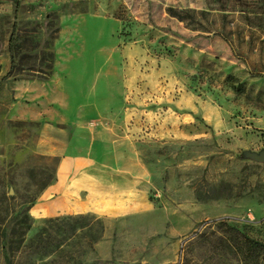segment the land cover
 I'll use <instances>...</instances> for the list:
<instances>
[{"label":"rangeland","instance_id":"374dc122","mask_svg":"<svg viewBox=\"0 0 264 264\" xmlns=\"http://www.w3.org/2000/svg\"><path fill=\"white\" fill-rule=\"evenodd\" d=\"M219 7L0 0V212L25 210L0 264H264V18ZM42 123L79 160L63 204L91 209L39 210Z\"/></svg>","mask_w":264,"mask_h":264},{"label":"crops","instance_id":"0c3cea01","mask_svg":"<svg viewBox=\"0 0 264 264\" xmlns=\"http://www.w3.org/2000/svg\"><path fill=\"white\" fill-rule=\"evenodd\" d=\"M69 143L70 136L67 130L49 123L41 124L38 148L41 151L43 150L45 154L59 157L57 168L59 172H57L56 180L54 183L47 186L42 192L41 197L50 200L38 204L39 210L41 211L58 212V209H60L65 212H82L91 209L80 202L74 205L63 204L67 202L68 198L65 192V178L62 172H60V168L73 170L79 163L77 158L65 156ZM66 208H68V210Z\"/></svg>","mask_w":264,"mask_h":264},{"label":"trees","instance_id":"16d2710c","mask_svg":"<svg viewBox=\"0 0 264 264\" xmlns=\"http://www.w3.org/2000/svg\"><path fill=\"white\" fill-rule=\"evenodd\" d=\"M220 7L219 10L225 11L228 10H237L244 15L245 19L248 21H251L254 18H264V0H219ZM168 12L171 16L176 17L180 21L186 20L187 14H191L193 11L190 10H175V9H168ZM201 14H204L203 12ZM226 17L227 15H223V17ZM258 27V26H257ZM13 33H11L10 38H12ZM9 44V51H11V67L7 74L0 80L3 81L8 76H10V73L12 72L13 68L16 64V58L14 51H12V48ZM4 213L1 214L0 212V243H1V249L6 251L4 254V261L5 263L9 261V254H8V248L7 243H13L15 244L16 249L20 248L23 244L24 237L23 232L19 233L18 236L15 238V240H9L8 239V228L11 223L14 226H17L19 224L25 223V210L22 211H16L15 213H9L5 209L3 211ZM14 233V228L12 229ZM43 235L39 234L37 239H45L48 240L47 237L41 238ZM97 237H91L89 241L87 242L88 246L91 245V243L98 239ZM43 241V240H42ZM255 247L264 249V244L253 242Z\"/></svg>","mask_w":264,"mask_h":264},{"label":"water","instance_id":"95a60500","mask_svg":"<svg viewBox=\"0 0 264 264\" xmlns=\"http://www.w3.org/2000/svg\"><path fill=\"white\" fill-rule=\"evenodd\" d=\"M245 156L255 159L256 161H259V162H264V150L258 153L247 151L245 152Z\"/></svg>","mask_w":264,"mask_h":264}]
</instances>
